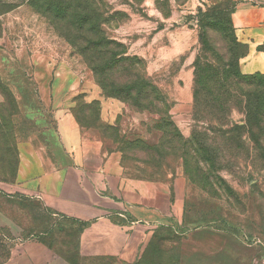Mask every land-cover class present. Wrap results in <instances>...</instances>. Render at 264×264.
<instances>
[{
	"label": "rangeland",
	"instance_id": "obj_1",
	"mask_svg": "<svg viewBox=\"0 0 264 264\" xmlns=\"http://www.w3.org/2000/svg\"><path fill=\"white\" fill-rule=\"evenodd\" d=\"M237 2L6 0L9 9L0 12V178L12 177L17 164V124L27 133L71 119L118 157L125 177L152 185L153 215L138 204V214L127 217L135 223L130 234L141 238L131 264H264V126L253 137L241 130L226 140L191 116L198 11L209 19L207 38L219 47L218 28ZM111 51L139 59L141 74L168 98L173 137L158 114L105 96L90 67L113 65ZM228 122V128L243 126L244 116L233 112ZM41 222L48 224L46 212ZM81 233L78 224H58L51 233L69 264H113L82 256ZM4 235L0 229V264L10 257Z\"/></svg>",
	"mask_w": 264,
	"mask_h": 264
},
{
	"label": "crops",
	"instance_id": "obj_2",
	"mask_svg": "<svg viewBox=\"0 0 264 264\" xmlns=\"http://www.w3.org/2000/svg\"><path fill=\"white\" fill-rule=\"evenodd\" d=\"M231 23L247 47L240 72L264 74V0H238ZM14 148V173L0 178V229L10 246L4 264H69L51 235L58 224L82 226V256L113 264L135 260L141 238L130 234L135 223L127 217L138 214V204L153 215L152 185L125 177L118 157L105 153L101 141L71 119L27 133L17 124ZM42 211L49 216L45 226Z\"/></svg>",
	"mask_w": 264,
	"mask_h": 264
},
{
	"label": "trees",
	"instance_id": "obj_3",
	"mask_svg": "<svg viewBox=\"0 0 264 264\" xmlns=\"http://www.w3.org/2000/svg\"><path fill=\"white\" fill-rule=\"evenodd\" d=\"M5 1L0 0V12L9 9ZM234 10L230 11V19L225 27L218 28L222 36L219 47L207 38L209 19L198 11L200 48L193 63L191 88V116L194 123L217 131L224 139L226 135L231 136L233 131L241 130L243 134L248 133L253 137V130L259 131L264 126V74L243 75L240 72L239 60L246 56L247 47L236 39L231 23ZM110 53L108 56L116 60L113 65L117 64L118 68L115 69L113 65L90 67L105 96L128 98V104L135 111L158 114L161 118L158 122L165 128L164 133L168 132L166 135L173 137L174 126L169 119L171 104L158 86L141 74V61L123 58L124 53L120 51ZM233 112L244 116L243 126L232 124L228 128V117ZM196 145L200 146L198 143ZM184 157L190 158L189 153Z\"/></svg>",
	"mask_w": 264,
	"mask_h": 264
}]
</instances>
